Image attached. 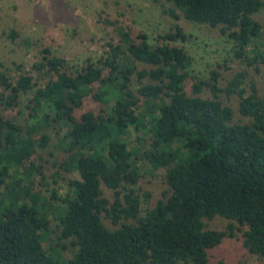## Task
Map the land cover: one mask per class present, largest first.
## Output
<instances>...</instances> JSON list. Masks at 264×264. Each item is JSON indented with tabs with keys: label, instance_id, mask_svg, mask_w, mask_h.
<instances>
[{
	"label": "trees",
	"instance_id": "16d2710c",
	"mask_svg": "<svg viewBox=\"0 0 264 264\" xmlns=\"http://www.w3.org/2000/svg\"><path fill=\"white\" fill-rule=\"evenodd\" d=\"M153 1L173 4L187 22L221 28L243 69L224 87L221 67L207 80L193 75L192 57L176 45L189 36L176 25L154 44L145 33L134 38L117 27L118 42L96 64L74 70L44 48L32 72L23 65H16V78L0 72L6 108L17 109L32 93L24 124L0 116V264H209L211 251L236 231L264 264V97L254 82L250 94L245 88L248 69L264 66V31L256 18L264 0ZM164 12L180 19L175 10ZM223 95L238 97L248 122L234 123ZM89 100L100 109L85 110ZM52 131L61 134L59 149L67 155L60 170L80 176L64 198L54 190L51 198L43 195L47 175L35 162ZM131 132L143 149L129 147ZM140 161L164 169L169 186L145 211L150 195L136 188ZM216 217L230 221L225 230L205 228ZM53 220L59 240L75 251L71 259L45 245Z\"/></svg>",
	"mask_w": 264,
	"mask_h": 264
},
{
	"label": "rangeland",
	"instance_id": "374dc122",
	"mask_svg": "<svg viewBox=\"0 0 264 264\" xmlns=\"http://www.w3.org/2000/svg\"><path fill=\"white\" fill-rule=\"evenodd\" d=\"M164 8L155 4L153 0H0V72L7 71L11 77L16 78L20 72L16 65H23V69L32 72L35 63L41 61V50L48 48L52 53L65 58L73 70L85 67L88 63H97L108 50V44L118 42L117 27L130 30L135 38L139 33L149 36L151 43H155L160 34L167 33L176 25L181 26L189 36L186 42L176 43L184 47L193 59L192 74L200 79L207 80L210 71L221 67L223 76L222 87L227 84L235 73L243 69L241 61L234 59L232 43L227 40L221 28H212L207 25H198L187 22L183 14L173 4L164 1ZM175 10L180 19L176 20L164 10ZM264 31V11L257 15ZM110 22H118L111 25ZM17 31L19 38L13 40L8 35ZM29 43V45H27ZM140 69L144 66L140 65ZM249 70L246 80V90L250 94V82H254L261 97H264V66L260 71ZM32 75L40 85L46 84V78L38 79V74ZM137 82H135L136 84ZM191 93V87L188 86ZM209 97V93L202 95ZM32 93L24 95L21 105L17 109H8L0 104V116L24 124L28 117L26 108ZM225 105L235 111L234 123L248 122L239 112V99L237 96L226 98L222 96ZM101 105L89 100L85 110H99ZM127 138L129 147L141 150V143L137 136L131 132ZM56 132H50V141L46 149H40L35 162L44 166L47 175V185L41 188L46 198L52 197V191L58 197L64 198L70 191V181L80 179L75 174L64 173L59 164L67 155L59 149V140ZM148 148V146H146ZM142 173L137 190L149 193V199L143 204V210L153 208L169 191L165 179V170H153L147 162L138 163ZM107 198H113V192L104 187ZM57 205L56 201H52ZM108 228H114L110 221L104 218ZM230 221L216 217L212 221L205 220L207 230H225ZM59 222L52 221L50 237L46 240V247L58 248L63 257L71 259L75 253L68 241L59 240ZM63 245L64 247H60ZM209 264H263L255 255H251L243 246V234L236 231V237H228L223 243L210 253Z\"/></svg>",
	"mask_w": 264,
	"mask_h": 264
}]
</instances>
